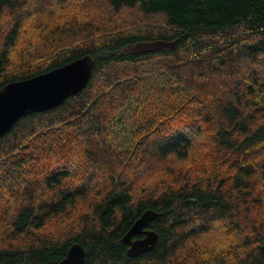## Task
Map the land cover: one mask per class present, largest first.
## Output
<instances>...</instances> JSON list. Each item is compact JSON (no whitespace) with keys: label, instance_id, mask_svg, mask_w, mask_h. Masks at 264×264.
<instances>
[{"label":"trees","instance_id":"trees-1","mask_svg":"<svg viewBox=\"0 0 264 264\" xmlns=\"http://www.w3.org/2000/svg\"><path fill=\"white\" fill-rule=\"evenodd\" d=\"M86 54L82 91L0 136V264H264V0H0V88Z\"/></svg>","mask_w":264,"mask_h":264},{"label":"water","instance_id":"water-1","mask_svg":"<svg viewBox=\"0 0 264 264\" xmlns=\"http://www.w3.org/2000/svg\"><path fill=\"white\" fill-rule=\"evenodd\" d=\"M176 42L177 39L141 41L133 45L132 50L153 51L174 46ZM95 63V58L86 54L47 72L5 84L0 88V136L11 130L22 116L51 109L82 91L92 77ZM159 215L154 209L145 210L124 234L122 241L128 245L129 256L156 247L158 234L150 228V223ZM85 259V248L76 242L59 264H84Z\"/></svg>","mask_w":264,"mask_h":264},{"label":"rangeland","instance_id":"rangeland-1","mask_svg":"<svg viewBox=\"0 0 264 264\" xmlns=\"http://www.w3.org/2000/svg\"><path fill=\"white\" fill-rule=\"evenodd\" d=\"M126 13H129V14H131V12H126ZM29 15H30V14H29ZM27 17H28V15H27ZM30 19H31L30 17H29V18H27V20H26V25H28V22L30 21ZM26 25H25V26H26Z\"/></svg>","mask_w":264,"mask_h":264}]
</instances>
